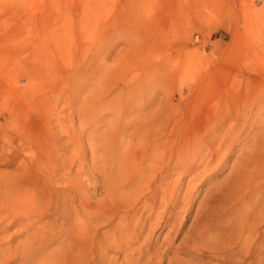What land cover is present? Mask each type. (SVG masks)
Here are the masks:
<instances>
[{
	"label": "rangeland",
	"instance_id": "obj_1",
	"mask_svg": "<svg viewBox=\"0 0 264 264\" xmlns=\"http://www.w3.org/2000/svg\"><path fill=\"white\" fill-rule=\"evenodd\" d=\"M0 264H264V0H0Z\"/></svg>",
	"mask_w": 264,
	"mask_h": 264
},
{
	"label": "bare ground",
	"instance_id": "obj_2",
	"mask_svg": "<svg viewBox=\"0 0 264 264\" xmlns=\"http://www.w3.org/2000/svg\"><path fill=\"white\" fill-rule=\"evenodd\" d=\"M189 63V61L186 63V64H184V66H186L187 64ZM179 64H181V63H179ZM176 65H178V64H176ZM181 66V65H180ZM177 68H178V66H176ZM188 68L190 67V65L189 66H187ZM172 68V67H171ZM177 68H176V70H177ZM181 68V67H180ZM179 69V68H178ZM155 71V70H154ZM175 71V70H174ZM187 74H189L188 72H187ZM186 74V75H187ZM185 75V74H184ZM189 76H187V78H188ZM242 95V94H241ZM46 183V182H45ZM72 260V259H71ZM70 263V262H69Z\"/></svg>",
	"mask_w": 264,
	"mask_h": 264
}]
</instances>
